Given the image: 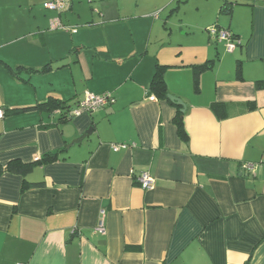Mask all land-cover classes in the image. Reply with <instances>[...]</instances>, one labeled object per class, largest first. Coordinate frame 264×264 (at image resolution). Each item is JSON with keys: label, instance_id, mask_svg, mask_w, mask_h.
Returning a JSON list of instances; mask_svg holds the SVG:
<instances>
[{"label": "crops", "instance_id": "obj_1", "mask_svg": "<svg viewBox=\"0 0 264 264\" xmlns=\"http://www.w3.org/2000/svg\"><path fill=\"white\" fill-rule=\"evenodd\" d=\"M48 1L0 0V167L63 149L0 173V264H264V0L229 12L214 0L205 26L179 18L180 0ZM215 24L238 36L234 51ZM157 64L187 105L188 142L176 105L150 90ZM86 92L116 102L67 121L45 106L75 109Z\"/></svg>", "mask_w": 264, "mask_h": 264}, {"label": "trees", "instance_id": "obj_2", "mask_svg": "<svg viewBox=\"0 0 264 264\" xmlns=\"http://www.w3.org/2000/svg\"><path fill=\"white\" fill-rule=\"evenodd\" d=\"M235 1V0H234ZM237 3V1L232 2V0H224L220 11L221 12H229L233 6V4ZM218 27V24H215ZM227 29V28H226ZM230 30V29H228ZM231 31V30H230ZM232 32V31H231ZM233 33V32H232ZM234 37L238 39V36L235 35L233 33ZM209 64L203 65L201 67L198 68V75L196 78V88L199 89V73L204 70L206 67H208ZM165 68L164 66H161L159 64L156 65V70L153 76V79L151 81L150 84V90L152 92V94H154L158 99L160 100H168L170 103L176 105L174 102L170 101L168 99V87H167V82L165 79ZM18 72V71H17ZM45 106L49 109V110H56V109H62L64 112L63 117L61 118L62 121H67L69 119H71L73 116L71 115V111L73 109H71V106L68 105H64L62 102L58 101L57 99L51 98L46 104ZM177 111L176 114L174 116V123L177 126V130H178V135L180 136V138L184 141V142H188L189 141V137L188 134L186 132L185 129V125H184V116L185 113H182L180 110V107L177 106ZM212 109L214 111V113L216 114V116L219 119H224L227 114L225 113V109L224 106L218 103H214L212 106ZM63 149H59V150H55L52 151L50 153H47L46 155H44L43 157H41L40 160L34 162V163H24L22 161L16 160V161H12L10 163H8V165L5 166V168L0 167V173L4 170L12 172V173H16V174H21V175H25L29 170H31V168L34 166V164L39 163V164H49V163H53L57 160L60 159V154L62 153ZM34 186L33 184H30L28 182H26L23 186V190H26L30 187Z\"/></svg>", "mask_w": 264, "mask_h": 264}, {"label": "built area", "instance_id": "obj_3", "mask_svg": "<svg viewBox=\"0 0 264 264\" xmlns=\"http://www.w3.org/2000/svg\"><path fill=\"white\" fill-rule=\"evenodd\" d=\"M45 9L51 10V11H61L67 6L66 0H52L45 2L43 4ZM51 27L53 29H66V26L62 23L61 19L58 17L54 19L51 22ZM73 31L76 32V29ZM208 32L212 38H214L216 41L224 43L227 50L229 52L234 51L236 46H238L240 41L234 37L233 33L223 27H218L216 25H213L208 28ZM151 99H155L154 96L151 97ZM116 102V97L113 93H104V94H95L91 92H86L84 98L78 103L77 107L71 111L72 116L81 115L82 113H93L105 106L114 104ZM6 111L3 107H0V119H3L5 117ZM127 148V145L121 144V145H115L116 149L119 148ZM41 158L37 156L35 158L36 161L40 160ZM245 170L248 172H254L256 168L255 163H245L243 165ZM138 183L144 188V189H153L155 186V178L152 176V174L148 170L142 171L138 177H137ZM96 231L100 233H106V227L104 224V220H101L98 227L96 228ZM22 264V263H19Z\"/></svg>", "mask_w": 264, "mask_h": 264}, {"label": "rangeland", "instance_id": "obj_4", "mask_svg": "<svg viewBox=\"0 0 264 264\" xmlns=\"http://www.w3.org/2000/svg\"><path fill=\"white\" fill-rule=\"evenodd\" d=\"M213 1L214 0H211L210 2L207 0H190L186 2V0H180L181 11L177 15H179V18L183 19L187 24L205 26L206 23L217 15V13L215 14V4ZM223 2L224 0H220V5H222ZM232 2L235 1L232 0ZM237 2L241 4L242 2L245 3L246 0H238ZM40 8H42V10L44 9L43 4L40 5ZM206 28L207 27H205V29ZM219 45L223 47L224 44Z\"/></svg>", "mask_w": 264, "mask_h": 264}, {"label": "water", "instance_id": "obj_5", "mask_svg": "<svg viewBox=\"0 0 264 264\" xmlns=\"http://www.w3.org/2000/svg\"><path fill=\"white\" fill-rule=\"evenodd\" d=\"M168 99H169L170 101L174 102L176 105L182 107V109H181V112H182V113H185V112H186L187 105H186V103H185L181 98L176 97L175 95H172V94L169 93V94H168ZM91 130H92V129L87 130L86 133H85L80 139H77V140L73 141V143H78V142H80L81 140H83V138H85L87 135L90 134V131H91ZM71 144H72V143H71Z\"/></svg>", "mask_w": 264, "mask_h": 264}]
</instances>
